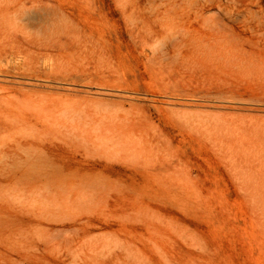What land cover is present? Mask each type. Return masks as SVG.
Instances as JSON below:
<instances>
[{
	"label": "rangeland",
	"instance_id": "374dc122",
	"mask_svg": "<svg viewBox=\"0 0 264 264\" xmlns=\"http://www.w3.org/2000/svg\"><path fill=\"white\" fill-rule=\"evenodd\" d=\"M0 264H264V0H0Z\"/></svg>",
	"mask_w": 264,
	"mask_h": 264
},
{
	"label": "bare ground",
	"instance_id": "6f19581e",
	"mask_svg": "<svg viewBox=\"0 0 264 264\" xmlns=\"http://www.w3.org/2000/svg\"><path fill=\"white\" fill-rule=\"evenodd\" d=\"M201 17V16H200ZM212 18H214V17H212ZM211 18V19H212ZM210 24V23H209ZM208 26V25H207ZM179 39V38H178ZM252 57V56H251ZM91 115V114H90ZM86 116V115H85ZM89 116V115H88ZM93 116V115H92ZM92 116H90L91 118H92ZM104 116L105 115H103L102 117L104 118ZM95 117V116H94ZM102 118V119H103ZM107 118V117H106ZM105 118V119H106ZM83 119V122H85V121H87V120H85V118H82ZM95 119V118H94ZM93 119V120H94ZM98 119V118H97ZM85 120V121H84ZM92 120V121H93ZM101 120V119H100ZM107 120V119H106ZM91 121V122H92ZM97 121H99V120H97ZM66 122H70L69 123V131H67V132H69V135L71 134L72 135V137H71V139H73L74 140V138L73 137H75L76 139H78V140H80L81 141V144L80 145H78L79 143H69V140H67V141H64L65 142V144H67L70 148H75V149H80L81 148V145H86L85 147H84V150H83V148H81V150H83V152L81 151V155H82V159H80V160H78L77 161V163L78 164H82V167L83 168H85V176H89V177H92L93 175L91 174V171H93V170H95V171H97L98 173L100 172V170H99V167L100 168H102V167H106V166H108V165H110V164H112L113 162L112 161H110V156H111V153L113 152L111 149V147H110V150L112 151L111 153H110V151H107V148H105V149H100V151L101 152H106V153H108V154H105V155H103V158H100V157H98V158H89V154L91 153V151H92V148H93V150L95 149V146H94V142H95V138H101L103 135L105 136L106 135V138H103V139H105V140H103L104 142H103V144H105V145H107V146H109V145H111L112 144V141H114V140H119V142H121L120 140H122L123 141V144H124V146H126V145H128V144H130L131 143V139H130V141L128 140L129 139V134L126 132V131H121L122 129H123V127H121L120 128V130H118V129H112L113 128V126L115 125L114 123V125L112 126V125H110V127L112 126V128L111 129H109V126L108 127H106V126H103V127H101V128H104V129H102L100 132H96L97 130H98V128L100 127V126H98V128H97V130L94 132V130H92V129H87V128H83V126H79V124H78V122L79 121H75L76 123H73L72 121H66ZM93 122H95V121H93ZM92 122V123H93ZM101 122V121H100ZM105 123V122H104ZM84 124H86V122L84 123ZM97 124H100V123H97ZM106 124H111V122L110 123H105V125ZM87 125V124H86ZM85 125V126H86ZM89 125V124H88ZM91 125V124H90ZM93 127V126H92ZM95 127V126H94ZM86 129V130H85ZM90 130H92L93 131V133L94 134H92V132L90 131ZM125 134H127L128 136L126 137V139L124 140V137H125ZM96 136V137H93V136ZM124 135V137H122ZM66 137H67V135H66ZM102 139V138H101ZM102 141V140H101ZM88 143V144H87ZM114 143V142H113ZM97 144V143H96ZM116 144V143H115ZM118 144V143H117ZM120 144H122V142L120 143ZM119 144V145H120ZM66 145V146H67ZM114 145V144H113ZM82 146V147H83ZM106 146V147H107ZM115 146V145H114ZM117 146V145H116ZM115 146V148L117 149L118 147H116ZM123 146V147H124ZM129 146V145H128ZM122 147V148H123ZM109 148V147H108ZM120 149H121V147H120ZM120 149H118V152H119V150ZM128 148H125V150H127ZM115 150V149H114ZM37 152V151H36ZM115 152V151H114ZM114 152H113V154H114ZM117 154V153H116ZM32 156H33V154H32ZM34 160V159H33ZM44 164L42 165H40V166H42V168H45V170L47 171H58V170H61V167H60V165H58V164H56V163H54V162H52V161H50V160H45L44 159ZM38 162V161H37ZM39 165V164H38ZM35 166H37L36 164H35ZM39 168V167H38ZM37 168V169H38ZM41 169V168H40ZM39 169V170H40ZM41 171V170H40ZM47 173V172H46ZM49 173V172H48ZM92 186L93 187H90L89 188V190H95V186L92 184ZM74 191H76V190H74Z\"/></svg>",
	"mask_w": 264,
	"mask_h": 264
}]
</instances>
